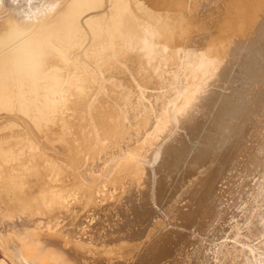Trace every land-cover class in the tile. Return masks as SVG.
<instances>
[{"label": "rangeland", "instance_id": "374dc122", "mask_svg": "<svg viewBox=\"0 0 264 264\" xmlns=\"http://www.w3.org/2000/svg\"><path fill=\"white\" fill-rule=\"evenodd\" d=\"M34 1L8 0L6 2L4 0H0V6L3 5L0 7V14H1L0 15V68H3V69L9 68V66L2 64L4 57L22 45L31 44L33 41V38L37 34L41 32L43 33L45 31V27L49 25L51 22H53L54 19L57 17V15L61 13L67 7V5H69L73 0H66L65 4L58 12L55 13L54 11L55 14H52L53 13L52 12L49 15H47V17H45L44 19L38 21L39 23L37 22L36 25L23 29L21 28L23 24H27V25L35 24V22L33 21L35 19L33 15H35V13L38 11L37 7L42 6L39 4H43L42 3L43 0H38L37 2H34ZM144 1L146 0H143L142 4L146 6V9H145V6L142 5V8L144 10V11L142 10V12L144 13V14L142 13V15L144 16L154 15L153 17H156V15H158L156 17L157 20L154 19V25L156 29L155 35L156 37L158 36V38L161 37L160 39H158V42L154 46L155 48H153V54H152L153 58L151 57L152 59H150L151 62L149 65H145L146 60L142 59L141 53H140L141 50L139 51L137 50V53L135 55L129 56L130 60L127 64L126 63H124V65L122 64L121 68L119 69L117 73L111 74L109 76L103 75L104 79L101 78L100 76L99 79H102L104 81L106 80L104 83L102 82V80L100 81L97 78L100 81V83L98 82V80H96L97 83L93 82V85L91 84L92 86L89 85L88 93L90 94L86 96L82 95L81 96L82 98H80L79 95L77 97L76 96L77 94L74 92L72 87H70L69 93L64 91L66 95L63 98H59L58 96L57 99L52 98L51 100V96H50L51 91L48 88L46 89L45 87H43V84H41L40 85L41 88L43 87V89L48 95L46 99H44V101L41 102L42 105L46 106V108H44L45 112L44 111H41V112L33 111L27 114H23V113H16L17 111L14 109L12 110L16 112H13L10 110L9 112L7 110L0 108V112L3 110L1 112V114L4 115L3 117L7 116L6 118L3 119L2 115L0 114L1 116L0 122H2L0 123V145H1L0 146V153H1L0 156H5V159H2L3 157H0L1 158L0 161H2V163H0V172L2 171L1 168L6 166L7 165L6 163L10 162L12 157H14L12 159L14 160L18 156V154L21 155L22 153H25L27 151H32V150L38 152L39 154L42 152L40 155H41V160L43 161L42 162L43 165H37L35 168H32L26 173H24L25 175L23 174V176H28L30 180H33L32 187H29V186L27 187L31 188L30 189L31 192L36 189L37 190V191L35 190L36 193L38 192L39 189H42L39 191L40 194L43 193V191H45L44 189L45 187H47V185L49 187L51 186V188L52 186L54 187L56 185L57 186L56 189L59 187L60 189H63L62 196L60 199L61 202H58L59 201L58 200V201H53V203L52 202L49 203L50 206L51 205L53 206L56 202L60 204L59 205L58 203H56L55 205L56 206L58 205V206L57 208H54L55 205L53 207L48 206V202L45 201L47 199L43 200V199L35 197L36 193L33 192L32 194L30 191L28 192L29 189L23 190L22 187L24 186H21V187L18 186L20 187V190L19 188H17L19 191L15 188L16 190H14V193L16 192L15 193L16 195H20L22 192L24 193L25 191V194L28 192L27 194L30 195V197L27 196V194L26 196L22 194L25 197L20 195L22 196V198L21 197L18 198V196L13 194V191L8 192L10 195L7 193L9 195L7 196V194L5 193L7 191L4 192V190L0 188V192L2 191L1 192L2 194H0V264H86V263L92 264L94 262L96 263V261H97L96 264H102L103 262L108 263V261H109L108 264H110V262L111 264H113L115 261L116 262L114 264H117L118 262H120L118 261V259L121 260V262L118 264H227L226 261H228L229 264L230 263L231 264H264V196H262V194H264V33H263L264 32L263 31L264 30L263 29L264 28V0H247V1L246 0H230V1L229 0L227 1L225 0H188V1L187 0H177L176 1L175 0L176 1V2L174 1L175 4H172L173 0H170L171 2L169 0L167 1L164 0V3H166L167 5L170 3L172 4V6L169 5L171 8L174 7L171 9L172 12L169 11L170 10L169 6H167L168 8L167 7L162 8L158 6L155 10L154 8L152 10V8H149L150 4L147 1L144 3ZM159 1L163 3V0L162 1L159 0ZM229 3L231 5H229ZM226 5H229V6H226ZM3 7H4V11L6 9L10 10V8L13 7L15 11L18 13V15L20 14L19 15L20 17H17L16 19L9 18L8 14L2 10ZM220 7L223 10L221 9L219 10ZM225 7H226L227 12L226 10H224ZM227 7H229L230 9L229 8L227 9ZM161 8L163 10H161ZM165 10H167V13L169 12L168 14L170 15H167V13L164 12ZM148 11H149V14H148ZM223 11L225 13H223ZM218 14L220 15L223 14V15L220 17V15ZM166 16L168 17L169 20H166L167 18L165 19ZM214 21H218L219 23L214 22ZM162 23L163 25H160ZM164 25H166L164 28L168 27L165 30L162 27ZM228 27L231 29H229ZM161 28L164 31H162ZM213 28H217V30H215V33H212V31H214ZM158 32L161 34H159ZM15 33H21V34L15 39L10 38L11 37L10 35L15 34ZM224 33L227 34L226 39H225ZM213 34L214 36L212 37ZM220 34H222V36ZM210 37H212L213 39ZM255 37H257V39ZM9 38H10V41H9ZM220 39L223 40V43ZM258 39L260 41H258ZM255 42L256 44H254ZM230 44L232 46H230ZM254 46L255 48H253ZM205 47H206V50H205ZM250 47H252V49ZM138 48L144 49L146 48V45H140V47L138 46ZM173 48L175 49L177 48L178 51L173 50ZM84 51H85L84 47H81L75 50L74 52H72V56L76 59L77 64L82 67L84 65L83 69L81 68L80 71L84 72V74L88 72L92 73L93 71H94L93 73H96V72L98 73V71L96 70L98 69L100 70L101 69L100 66H99L100 68L98 66L97 68L95 67V64L92 65L93 64L92 61L85 59V58L82 59L80 57L84 53ZM203 55L204 57H202ZM206 56L208 57L206 58ZM134 58H135V61L133 60ZM199 61L201 62L199 63ZM196 63H198L199 65ZM89 65L91 66L90 68H89ZM237 65L240 67H237ZM71 66H73L72 60L65 59L64 61L61 62V64L58 67L56 68L52 67L51 71L56 76H59L63 81H65L69 77L68 72L70 71ZM132 66L133 68L131 69ZM199 66H202L203 69L205 70H203L201 67V69L199 68L201 71L200 72L198 69ZM237 68H238L237 71H233L234 69H237ZM161 69H163V72H162L163 74L161 73L162 71ZM133 70H137V71L139 70L138 72L139 77L138 76L137 77L139 78L140 81L138 80L137 77L133 78L132 81L130 80V82L126 80V75H128ZM195 71L198 72L199 74L198 73L196 74ZM52 72H47L43 74L41 76L42 80L51 76L53 74ZM126 72L127 73L129 72V73L127 74ZM191 72H194V73L192 74ZM189 73L191 74L189 75ZM150 74H153V75H150ZM227 74L230 77H227V80L225 82V77L228 76ZM163 75L165 76L163 77ZM187 76H190V78L188 79ZM153 77H155L156 80H154ZM191 77L194 78L195 80L194 79L191 80ZM105 78H111V79H108V82H107V79ZM133 80L138 85L134 83ZM154 81L156 82L154 83ZM189 81H191L192 83ZM128 82L130 85L128 84ZM186 82L187 84H184ZM248 83L250 84V86ZM94 84H96L97 90L100 89L99 91L101 95H99V92L96 90V86ZM99 84L102 89L100 88V86H98ZM110 84L112 86H110ZM119 85H122L123 87L122 86L120 87L123 89H119L120 88ZM184 85L187 86V88H185ZM223 85L225 89L221 87ZM108 86L111 88H107ZM124 87H126L127 89H124ZM188 87L190 88L188 89ZM191 87H194L195 89ZM105 88L107 91L109 90L110 91L107 92ZM149 88L152 90H150ZM158 88H161V89H158ZM61 89L62 88H60V90ZM90 89L92 90L89 91ZM188 90L191 93H189ZM261 90L263 94L260 93ZM155 91L158 93L154 94ZM220 91L222 92V94ZM92 92H94L95 95H93ZM95 92H97L98 95ZM182 92L184 94H182ZM192 92H193V96H192ZM70 93H73L74 95ZM139 93L142 96H145V95L146 97L148 96L147 98L144 97L145 98L144 101L146 102L143 101L142 96ZM67 94L69 95L67 96ZM213 94H216V96ZM71 95L76 97V99H73V101L77 100L79 102L76 103L77 102L76 101L74 102L75 104H73L71 99L75 97ZM179 95L181 97H179ZM212 95L214 96V98H212L213 97ZM98 96L99 97L101 96L102 99H98L99 98ZM239 96L240 97L242 96L245 99L239 98ZM65 97L66 98L69 97L71 99L67 98L68 99L67 100L65 99ZM188 97H191V98H188ZM210 98L212 101L210 100ZM95 99L98 101H96ZM152 99H155V101H153ZM184 99H187V100L184 101ZM89 100L90 101L92 100L93 102L91 101L92 102L91 103ZM62 101L66 102L65 104L69 105L70 107L66 106V109L64 108V112L63 110H61L63 115L65 113V117L63 115H60L59 116L60 118L58 119L57 118L58 116H56L55 118L54 115H58L60 111H57V109L53 108L52 106L56 107L57 104H59L58 102H62ZM67 101L69 103L71 102V104H68ZM88 101L91 103V105L90 103L89 105L86 104L88 103ZM121 101L127 104L125 103L122 104L123 102ZM138 102L139 103L141 102L143 106H144V103H146V105L144 106L145 109L142 105L140 106ZM147 102H149V104L152 106V107L149 106L151 110L148 109L149 104ZM135 103H138V105H136ZM179 103H182V105ZM175 104L180 105L181 107L176 106ZM73 105L75 106V108ZM80 105L82 106V108H80ZM76 106L79 108H77ZM83 106L84 107L88 106L89 109L87 107L83 108ZM89 106H91V109ZM136 106H138L137 108L139 109L143 107L144 110L136 111L138 110ZM146 106L148 110L146 109ZM131 108L133 111L130 110ZM177 108H180V109L175 110ZM75 109L76 110L80 109V111H74ZM170 110L172 112H170ZM71 111L73 112L71 113ZM131 111L132 113L136 112V114L132 115V119H134L133 117L136 116L135 120L139 122L138 124L139 126L134 123L136 122L135 120L130 119L131 122L128 120L131 117L129 116ZM173 111H175V113ZM42 112L46 113L45 116L47 115V118L42 117V114H43ZM92 112H93V115H92ZM126 112L129 117L126 115ZM198 112L202 114V117ZM221 113H223V115ZM40 114H41L40 117H42L41 119L39 117ZM71 114H74V115L71 116ZM138 114L140 117L137 116ZM19 115H21V117ZM50 115H52L53 118H51ZM78 115H79V118H76L78 117ZM169 115H172V116L174 115V116L173 117L170 116L169 118ZM62 116H63V119H62ZM66 116L69 119H67ZM38 118L40 119L39 120L40 122L42 121L43 122L40 123L38 121L36 123ZM65 118L69 121V123ZM74 118L77 120L74 121L75 120ZM110 118L111 119L113 118L114 120L113 119L111 120ZM136 118H138V120ZM167 118L170 120H168ZM43 119H45V121L49 120L48 121L49 124L48 122L47 123L44 122ZM52 119H56V121H53ZM71 119H74V120H71ZM33 120H36V121L34 122ZM118 120L119 121L121 120L120 122H122L123 120V123H121L123 125L122 126L123 128L119 126L120 122ZM171 120H175L176 122L171 121ZM50 121L52 123L51 125L52 127L50 126L51 124ZM57 121H59V124H57L58 123ZM140 121L142 123H140ZM54 122L55 124H53ZM65 122L67 124L63 126V128L62 126L61 127L59 126V125L65 124ZM132 122H133V125L131 124ZM172 122H175V123L172 124ZM219 122L220 123L222 122V123L220 124ZM235 122L237 125L235 124ZM33 123L34 125H36L35 127L31 126V124L33 125ZM124 123H125V126H124ZM223 123L225 125H223ZM24 124H25V127H24ZM40 124L41 125L45 124L46 128L44 129L45 125L41 126ZM47 124L50 126V128L49 126L47 127ZM92 125L97 126V127H93ZM116 125L119 126L121 129L119 127H115ZM168 125L169 126L171 125V126L169 127ZM40 126L43 127V129L45 130L44 131L45 134L42 132L43 129H41ZM133 126L136 127L137 129V130L135 129L136 131L133 129L134 128ZM164 126H166V128L168 127L169 128L166 129L164 128ZM28 127L29 129L31 128L32 131L38 128L37 130L39 131L40 134L37 133L38 132L37 130H36L37 132L34 130L36 132V134L35 132L34 134L36 136L37 134L40 136L35 137L34 135L33 137V132L31 131L32 134L29 133L31 129L30 130L28 129L29 132L27 131ZM53 127L55 128L53 129ZM108 128L112 130L109 131ZM189 128L191 129V131H189ZM46 129L49 131H47ZM60 129H62L61 132H59ZM114 129L115 131L118 130L117 136H116L117 132L113 134V132H115ZM3 130H5L6 132ZM105 130L108 131L109 133L106 132ZM119 130L121 131V133ZM129 130L132 132L131 134H129L130 132ZM164 130H166L167 132ZM111 131H113L112 134H111ZM161 131H163L164 134L161 133ZM46 132H49L48 136L46 135ZM103 132H105L104 135H103ZM28 133L31 135H29ZM41 133H43L44 135ZM122 133L124 134L123 136H122ZM133 133L136 135H134ZM158 133H160V136ZM25 134L29 136L28 137L23 136ZM119 134H120V138L118 139ZM126 134L127 135L129 134L128 137ZM18 135H20L21 137ZM130 135L132 138L129 137ZM12 136L13 137L15 136L17 138L14 137L13 139ZM31 136L33 139L31 138ZM45 136H46V139L52 138L53 140L52 139L46 140ZM8 137L10 138V141ZM109 137H111L112 139ZM124 137H126L127 139L125 140L122 139ZM18 138H20L21 142L25 143L26 145L21 144V143L20 145L17 141ZM24 138H27L26 141L28 142V145ZM66 138L69 139L70 141L67 140ZM94 138H96V140H94ZM117 139L119 140L120 143L118 142ZM160 139L162 140V143L160 142L161 141ZM163 139H165L166 142ZM167 139H169V141ZM180 139H183V140H180ZM88 140L90 141L93 140L94 142L90 143L89 141V145L85 147V145L87 144L85 142H88ZM112 140L114 141V143L112 142ZM186 140H188L189 142ZM12 141H15L11 143L13 144L12 145L13 148L12 146H10L11 145L10 142ZM179 141H181L182 144ZM167 142L170 143L168 144L169 146L167 145ZM191 142H193L194 144ZM14 143L16 144V146ZM108 143H110L111 146ZM125 143H129V144H125ZM163 143H165L166 145L165 144L163 145ZM113 144L115 145V147ZM7 145L8 147H6ZM17 145L21 147L20 148L18 147L19 149H16ZM61 145L64 149L61 147ZM159 145L161 146V148ZM14 146L16 147L15 150L18 153L17 152L15 153V151H12L14 149ZM119 146L120 148H118ZM166 146L168 147L165 148ZM45 147H48V148L45 149ZM173 147L175 148L173 149ZM6 148H8L7 149L8 152H6L5 150ZM38 148L41 150L38 151L39 150ZM107 148L108 150L106 151ZM113 148L115 149V151ZM1 149H3L4 151ZM140 149L142 150L140 151ZM144 149L145 151L143 155H145L146 158H149V160L150 158L153 159L152 161H150L153 166L150 165V163L148 164V161H147L148 159H145V156L141 154ZM165 149H167V151L170 150L168 151V154L165 153L167 152ZM186 149H189L188 151L190 152L188 153ZM80 150L82 152L79 154ZM137 150H138V153H137ZM161 150H163L164 152L163 151L160 152ZM49 151L51 152V154H48L50 153ZM103 152L104 153L106 152L105 155ZM7 153L11 154V155L8 154L10 157L7 155ZM147 153H149V155ZM14 154H17V155L13 156ZM169 154L170 156H168ZM104 156L106 157V159H104L105 158ZM107 156L111 157L112 159L110 158V160L112 161H110L109 157ZM138 156H140V158H138ZM152 156L154 157L152 158ZM126 158L128 160H126ZM154 158H156V160ZM102 159H104L105 161L107 159L108 160L105 163V161ZM163 159L165 160L164 162H162ZM133 160L136 161L137 163L135 164ZM108 161L110 164L108 163ZM129 161L131 162L133 161V164H132L133 166L130 164ZM103 163L105 164L103 165V167L104 168L107 167V169L105 168V170H103V167H102ZM96 165H98V167ZM130 165L132 167H130ZM135 165L137 166L139 165V166L136 168ZM158 165H160V167ZM93 166H96V167L94 168ZM118 166H120L119 172L118 170H116L118 169ZM124 167H127V168L125 169ZM133 167L135 169H133ZM87 169L89 170V172L87 171ZM108 169L109 171L110 170L111 171L109 172ZM123 169L125 170L126 173L123 172ZM131 169L133 170L131 171ZM141 169H142V174H139L141 173ZM148 169H150L149 170L151 172L150 175H148L149 173L147 171ZM126 170H128V172ZM135 170L136 171L138 170L137 175L135 174L136 173ZM144 170L146 172H144ZM95 171L96 173L94 175ZM33 172H36L37 175H34ZM111 172H113V174L109 176H111L114 179H111V177L108 176V174H110ZM131 172H133L132 175H131ZM200 172L202 173L200 174ZM117 173H120V174L118 175ZM30 174L31 176L33 174V176L31 177ZM126 174H128L129 181H127L126 179L127 178ZM134 174H135V177L134 178L132 177V179H130L131 176H134ZM117 175L119 176V178ZM158 175L159 177H156ZM34 176H37V177L39 176L43 178H41L42 179L41 180L40 178L37 179V177H34ZM63 176H65L66 178L60 179V178H64ZM85 176L87 177V179L85 178ZM99 176H100V179H98ZM149 176L150 178L151 177L152 178L150 179ZM35 178L38 180V181L36 180V182L38 183L39 186L36 185L37 184L36 182H34ZM121 178L124 180H121ZM154 178H156V180ZM3 179H4L3 176H0V186L6 183ZM66 179H68L69 181ZM88 179L89 181H87ZM105 179L107 180V182ZM153 179L155 182L153 181ZM171 179H173L172 180L173 183ZM187 179H190V180H187ZM70 180H73V181L76 180L77 182H74L76 183V185L73 184L72 186H69ZM109 180H114V181L117 180V181L114 183L113 181L111 182ZM97 181H99V183ZM124 181L126 182L124 183ZM150 181L152 182V185L150 184ZM158 181L160 182V184L158 183ZM170 182L172 183L174 187L171 185ZM178 182L181 184H179ZM105 183L108 185H106ZM121 183L123 185H121ZM42 184L44 185L42 186ZM149 184H150V187L148 186ZM164 184L168 185L169 188L165 186ZM36 186L39 187V189ZM76 186L79 188H77ZM102 186L103 187L105 186L106 189L100 188ZM176 186H178V188L182 187L183 189L182 188L181 189L183 191H181V189L179 188L181 191V193H179L180 191L177 189ZM255 188L256 189L258 188L256 192L260 194L254 193ZM94 189L95 190L99 189V190L95 192ZM101 189H103L104 191ZM129 190H132V192L133 190H136V191L132 193ZM138 190L139 191L145 190L147 191V193L145 191L144 193L142 192L140 193ZM152 190H153V193H152ZM165 190L168 191L167 194ZM81 193L87 196L84 195L83 197H81L82 196ZM139 193L142 194V196L138 195ZM128 194L130 195V197H131V194L134 195V196L132 195L130 201H129L130 197ZM69 195L71 197L67 199ZM88 195L89 196L91 195V196L89 197ZM123 195L124 197L127 195L125 197L127 201L124 199ZM65 196H67V198ZM176 196L178 197L180 196L181 198L179 197V199L177 200ZM26 197H28V199L31 200L32 202H29V200L27 199V204L23 203V205H21L22 204L21 201L23 200V198H26ZM133 197L134 199H132ZM120 198L124 199L125 201L122 200L121 202ZM137 198L139 199L143 198V200L138 199V202L136 201L135 204H133L134 200H137ZM35 199L37 200L40 199L41 201L43 200L42 201L43 203L39 200H38V204H37V201L34 203ZM14 200H18L19 202L14 201ZM106 200H108V203L106 202ZM146 200H148V203ZM153 200H156V201H153ZM5 201H8V202H5ZM63 201H66L65 203L68 206H65L66 204ZM152 201H153V204H151ZM165 201H167L168 203H166ZM44 203L47 206L44 205ZM115 203L118 204L119 206L116 205ZM112 204H113V207H112ZM19 205H21L22 207ZM70 205H73V206H70ZM103 205L107 207L106 210H105L106 207ZM145 205L147 206L149 205V206L147 207ZM29 206L30 208H28ZM40 206H42L43 208ZM23 207H24V210H23ZM45 207H46V210L43 211ZM49 207L52 208V211L51 209H49L52 213L48 211ZM39 208H41L42 210ZM58 208H60V210ZM98 208H101L99 209L100 211L98 210ZM131 208L133 210H131ZM156 208L158 211L156 210ZM3 209L4 211L2 213ZM9 209L10 211H8ZM13 209H15V211L16 209L18 210L15 212ZM62 209L65 210L63 211V213H62ZM138 209H141V210L136 212L135 210H138ZM21 210H22V213H21ZM45 211L50 212L49 213L50 218H49V215H48V218H46L45 216L46 219H42L41 221L34 218L33 215H35L36 213L40 212V214H42V213H46ZM10 212H12L13 215ZM54 212L61 213L60 215L61 223H64V225L67 223L66 224L67 226L72 224V226H69L68 228L66 227V225L64 226V228L62 224H61L62 226L60 225L61 227L59 228H62L64 231H66V233L62 229H59V228L54 229L53 226L51 225L56 220L52 218V214ZM99 212L102 217L99 216ZM140 213H143L145 215L142 219L138 218V214ZM119 214H122V215H119ZM158 214H159V218H157ZM129 215L133 217L131 218V216ZM94 216H96V218ZM155 216L159 220H157ZM103 217H104V220L102 219ZM106 217L107 218L109 217V218L107 219ZM128 217L130 218V220H128L129 219ZM131 219H133L136 223L132 221ZM243 221H247L248 223L246 224ZM131 222L132 224L133 223L134 224L132 225ZM43 223H46V224H43ZM91 223H92V226H91ZM136 230L138 231V233L136 232ZM62 231L66 235L61 234ZM83 231L84 232L87 231V234H84V233L82 234ZM71 232H72V235L70 234ZM133 232H135L136 234L134 233L133 235ZM80 233H81V236L78 237ZM128 233L129 234L132 233V236L129 235ZM67 234L70 236L68 237ZM76 234H77V237L75 236ZM136 235H137V238L139 237L138 238L139 240L135 238ZM136 241L138 243H136ZM133 242L135 245H133ZM131 245H132V248L134 247L133 248L134 250H132ZM7 247L9 251L7 250ZM127 247H128V250L126 251ZM227 248L231 250L228 251ZM130 249L132 252H130ZM123 250L126 252L127 255H125V252ZM134 251L135 252L138 251L139 253H135ZM79 254L81 255V258L79 257L80 256ZM83 255H85V257ZM83 257L84 259L85 258L87 259L88 257V260L92 259L94 261L91 262L90 260L89 262H87L88 261L87 260L86 262H84L86 260L85 259L84 261L80 262L81 259L83 260ZM224 258H226L227 260ZM78 260L80 263L78 262ZM223 261L225 262L223 263Z\"/></svg>", "mask_w": 264, "mask_h": 264}, {"label": "bare ground", "instance_id": "6f19581e", "mask_svg": "<svg viewBox=\"0 0 264 264\" xmlns=\"http://www.w3.org/2000/svg\"><path fill=\"white\" fill-rule=\"evenodd\" d=\"M4 1H8V0H4ZM14 1V0H13ZM17 1V0H16ZM31 1H34V0H31ZM38 0H36V1H34V2H37ZM65 1L66 0H43V4H39V5H42V6H38V4H37V9H38V11L35 13V15H33L34 16V22H35V24H29V25H27V24H23L22 26H21V28H23V29H26V28H29V27H31V26H33V25H36V23L38 22V21H40V20H42V19H44L45 17H47V15H49L50 13H52V14H55L56 12H58L62 7H63V5L65 4ZM142 1L143 0H73L69 5H67V7L61 12V13H59L58 15H57V17L54 19V21L53 22H51L49 25H47L46 27H45V31L42 33H39V34H37L34 38H33V41H32V43L31 44H28V45H22V46H20V47H18L17 49H15L14 51H12V52H10V54H7L5 57H4V60H3V63L2 64H4V65H6V66H9V68H5V69H3V68H0V108H2V109H4V110H7V111H13V112H16V113H23V114H27V113H30V112H33V111H38V112H41V111H44V108H46V106L45 105H42L41 104V102H43L44 101V99H46V97L48 96L47 95V93L45 92V90L43 89V87H45L46 89L48 88L50 91H51V93H50V96H51V100H52V98H56L57 99V97L59 96V98H63L65 95H66V93H64V91L65 92H67V93H69V88L70 87H72V89L74 90V92L77 94L76 96L78 97V95H79V97L80 98H82L81 96L82 95H84V96H86V95H89L90 93H88V86L89 85H93V82H95V83H97L96 82V80H98L99 79V77L101 76V78H103V75L105 76H109V75H111V74H114V73H117L118 71H119V69L121 68V66H122V64L124 65V63H128L129 62V56H131V55H135L136 53H137V50L139 51V50H141V57H142V59H145L146 60V62H145V65H149L150 64V59H152L153 57H152V54H153V48H155L154 46L156 45V43L158 42V39H160L161 37H159L158 38V36L156 37V29H155V25H154V19H156V17L158 16V15H156V17H153V16H151V15H148V16H144V15H142V10H143V8H142V5L143 6H145L144 4H142ZM149 4H150V7L149 8H152V10H153V8H154V10L158 7V6H160V7H162V8H164V7H167V6H169V5H171L172 6V4H175V2L177 1H175V0H173L172 1V4L170 3V4H166V3H164V0H163V3H161L159 0H146ZM146 1H144V3L146 2ZM162 1V0H161ZM167 1V0H166ZM175 1V2H174ZM188 1V0H187ZM225 1H227V0H225ZM224 1V2H225ZM230 1V0H229ZM247 1V0H246ZM174 2V3H173ZM183 2V1H182ZM249 2V1H248ZM15 3V2H14ZM24 3V2H23ZM26 3V2H25ZM238 3V2H237ZM4 4V3H3ZM227 4V3H226ZM239 4V3H238ZM6 5H7V3H6ZM183 5V4H182ZM229 5H231L230 3H229ZM229 5H226V6H229ZM234 5V4H233ZM1 6H3V5H1ZM0 6V7H1ZM187 6H188V4H187ZM14 7V6H13ZM10 8V10L9 9H6L5 11H4V7H3V11L4 12H6L7 14H8V16H9V18H17V17H20L19 15H18V13L15 11V7L14 8ZM17 7V6H16ZM147 7V8H148ZM201 7V6H200ZM148 8V9H149ZM161 8V10H163ZM168 8V7H167ZM166 8V9H167ZM169 8H170V10L169 11H171V9L172 8H174V7H170L169 6ZM229 7H227V9H228ZM145 9H146V6H145ZM147 9V10H148ZM221 9V7L219 8V10ZM230 9V8H229ZM244 9V8H243ZM159 10H160V8H159ZM168 10V9H167ZM167 10H165L164 12H166L167 13ZM174 10V9H173ZM221 10H223V9H221ZM224 10H226V7H225V9ZM234 10V9H233ZM232 10V11H233ZM27 11V10H26ZM35 11V10H34ZM54 11H55V13H54ZM144 11V10H143ZM146 11V10H145ZM175 11V10H174ZM187 11V10H186ZM236 11V10H235ZM152 12V11H151ZM172 12V11H171ZM222 12V11H221ZM226 12H227V10H226ZM239 12V11H238ZM242 12H243V10H242ZM146 13V12H145ZM158 13V12H157ZM165 13V14H166ZM169 13V12H168ZM167 13V15H170V14H168ZM216 13H218V12H216ZM220 13V12H219ZM223 13H225L224 11H223ZM144 14V13H143ZM147 14V13H146ZM148 14H149V11H148ZM151 14V13H150ZM154 14V13H153ZM163 14V13H162ZM221 14V13H220ZM220 14H218V15H220ZM232 14H234V13H232ZM1 15V14H0ZM3 15V14H2ZM23 15V14H22ZM217 15V16H218ZM223 15V14H222ZM222 15H220V17L222 16ZM238 15V14H237ZM165 16V15H164ZM163 16V17H164ZM216 16V17H217ZM233 16V15H232ZM236 16V15H235ZM161 17V16H160ZM159 17V18H160ZM162 17V18H163ZM219 17V16H218ZM217 17V18H218ZM219 17V18H220ZM231 17V16H230ZM237 17V16H236ZM30 18V17H29ZM28 18V19H29ZM32 18V17H31ZM167 18V19H166ZM238 18V17H237ZM165 19L166 20H169L168 19V17L166 16L165 17ZM171 19V18H170ZM221 19V18H220ZM232 19V18H231ZM230 19V20H231ZM244 19V18H243ZM157 20V19H156ZM156 20H155V22H156ZM205 20V19H204ZM207 20V19H206ZM219 20V19H218ZM234 20H235V18H234ZM159 21V20H158ZM162 21V20H161ZM165 22V21H164ZM168 22V21H167ZM214 22H218V21H214ZM225 22V21H224ZM232 22V21H231ZM235 22V21H234ZM39 23V22H38ZM212 23H213V21H212ZM219 23V22H218ZM230 23V22H229ZM257 23V22H256ZM166 24V23H165ZM192 24V23H191ZM160 25H163V23L162 24H160ZM159 25V26H160ZM167 25V24H166ZM166 25H164V26H162L163 27V29L165 30V29H167L168 27H166V28H164ZM217 26V25H216ZM157 27V26H156ZM230 27V26H229ZM228 27V28H229ZM225 28V27H224ZM159 29V28H158ZM162 28H161V30L162 31H164ZM214 29V31H212V33H215V30H217V28H213ZM226 29V28H225ZM225 29H224V31H225ZM229 29H231V28H229ZM229 29H228V31H229ZM234 29H235V27H234ZM264 29V28H263ZM171 30V29H170ZM244 30V29H243ZM168 31H169V29H168ZM231 31H233V30H231ZM245 31V30H244ZM264 31V30H263ZM166 32V31H165ZM172 32V31H171ZM159 33V32H158ZM164 33V32H163ZM264 33V32H263ZM21 33H15V34H11L10 36V38H13V39H15V38H17L19 35H20ZM159 34H161V33H159ZM165 34V33H164ZM225 34V33H224ZM229 34V33H228ZM243 34V33H242ZM221 36H222V34H220ZM227 34H225V39L227 38V36H226ZM263 35V34H262ZM261 35V36H262ZM214 36V34L212 35V37ZM229 36V35H228ZM260 36V35H259ZM212 37H210V38H212ZM239 37V36H238ZM10 38H9V41H10ZM256 39H257V37H255ZM260 38V37H259ZM209 39V38H208ZM213 39V38H212ZM12 40V39H11ZM221 40V39H220ZM241 40V39H240ZM213 41V40H212ZM222 41V43H223V40H221ZM229 41V40H228ZM258 41H260L259 39H258ZM185 42V41H184ZM252 42H253V40H252ZM209 43V42H208ZM219 43H220V41H219ZM229 44V43H228ZM254 44H256V42L254 43ZM254 44H252V45H254ZM2 45V44H1ZM140 45H146V48H144V49H139L138 48V46L140 47ZM212 45V44H211ZM227 45V44H226ZM225 45V46H226ZM232 45H233V43H232ZM231 44H230V46H232ZM251 45V44H250ZM182 46V45H181ZM208 46V45H207ZM81 47H84V53L80 56L82 59H88V60H90V61H92V65H94L95 64V67H101V69L99 70H96V71H98V73L96 74V73H86V74H84V72H82V71H80V69L82 68L83 69V67H84V65H83V67L82 66H80V65H78L77 64V61H76V59L72 56V52H74L75 50H77L78 48H81ZM218 47V46H217ZM216 47V48H217ZM138 48V49H137ZM213 48V47H212ZM219 48V47H218ZM239 48V47H238ZM251 49H252V47H250ZM253 48H255V46L253 47ZM221 49V48H220ZM223 49H224V47H223ZM173 50H177V48L175 49V48H173ZM205 50H206V47H205ZM208 50V49H207ZM222 50V49H221ZM178 51V50H177ZM224 51V50H223ZM248 51H249V49H248ZM180 52H182V51H180ZM209 52V51H208ZM215 53H217V52H215ZM205 54H206V52H205ZM204 54V55H205ZM241 54V53H240ZM245 54V53H244ZM243 54V55H244ZM204 55L202 56V57H204ZM165 56V55H164ZM79 57V58H80ZM137 57V56H136ZM152 57V58H151ZM170 57H171V55H170ZM208 56H206V58H207ZM241 57V56H240ZM244 57V56H243ZM140 58V57H139ZM65 59H68V60H72V63H73V66H71V68H70V71L68 72V79L67 80H65V81H63L59 76H56L52 71H51V68L52 67H54V68H56V67H58L60 64H61V62L62 61H64ZM204 59V58H203ZM212 59V58H211ZM134 61H135V58L133 59ZM201 60V59H200ZM206 60V59H205ZM242 60V59H241ZM2 61V60H1ZM90 61H89V63H90ZM142 61V60H141ZM167 61V60H166ZM204 61V60H203ZM202 61V62H203ZM207 61V60H206ZM208 61H209V59H208ZM214 61V60H213ZM195 62V61H194ZM201 61H199V63H200ZM241 62V61H240ZM209 63V62H208ZM211 63H212V61H211ZM133 64H134V62H133ZM196 64H198V63H196ZM204 64V63H203ZM132 65V64H131ZM194 65V64H193ZM199 65V64H198ZM209 65V64H208ZM210 65H212V64H210ZM220 65H221V63H220ZM241 65V64H240ZM126 66H128V65H126ZM134 66H135V64H134ZM168 66V65H167ZM86 67V66H85ZM91 66L89 65V68H90ZM95 67H94V69H95ZM97 67V68H98ZM99 67V68H100ZM163 67V66H162ZM162 67H160V68H162ZM171 67V66H170ZM201 67L202 66H199L198 67V69L200 68L201 69ZM204 67H205V65H204ZM237 67H240V66H238L237 65ZM126 68V67H125ZM133 68V66L131 67V69ZM145 68H146V66H145ZM166 68V67H165ZM196 68V67H195ZM210 68V67H209ZM85 69V68H84ZM123 69V68H122ZM130 69V70H131ZM136 69V68H135ZM164 69V68H163ZM163 69H161L162 71H161V73L163 72ZM200 69H199V71H200ZM202 69H203V67H202ZM91 70V69H90ZM89 70V71H90ZM141 70V69H140ZM143 70H145V69H143ZM203 70H205V69H203ZM212 70V69H211ZM238 70V68L237 69H234L233 71H237ZM128 71V70H127ZM198 71V70H197ZM213 71V70H212ZM47 72H52L50 75L51 76H49L48 78H46V79H44V80H42V78H41V76L43 75V74H45V73H47ZM123 72V71H122ZM121 72V73H122ZM138 72H139V70L137 71V70H133L132 72H126L128 75H126V80L127 81H129L130 82V80L132 81V79L133 78H135V77H139V74H138ZM145 72V71H144ZM168 72V71H167ZM196 72V71H195ZM201 72V71H200ZM164 73H165V71H164ZM192 74L194 73V72H191ZM191 73H189V75L191 74ZM198 72H196V74H197ZM213 73V72H212ZM231 73V72H230ZM233 73V72H232ZM146 74V73H145ZM148 74V73H147ZM163 74V73H162ZM199 74V73H198ZM209 74V73H208ZM214 74V73H213ZM124 75V74H123ZM141 75H142V73H141ZM150 75H153V74H150ZM212 75V74H211ZM228 75V74H227ZM154 76H156V75H154ZM158 76V75H157ZM165 75H163V77H164ZM196 76V75H195ZM232 76H233V74H232ZM122 77V76H121ZM125 77V76H124ZM137 77V78H138ZM188 77V79L190 78V76H187ZM204 77V76H203ZM227 77H230L229 75L228 76H226L225 77V82H226V80H227ZM98 78V79H97ZM154 78V80H156L155 79V77H153ZM206 78V77H205ZM104 79V78H103ZM105 79H107V82H108V79H111V78H105ZM123 79V78H122ZM163 79H165V78H163ZM194 78H192L191 77V80H193ZM100 81L102 80V79H99ZM98 80V82L100 83V81ZM119 80H120V78H119ZM124 80V79H123ZM125 80V81H126ZM138 80H139V78H138ZM160 80V79H159ZM162 80V79H161ZM186 80V79H185ZM184 80V81H185ZM195 80V79H194ZM229 80V79H228ZM106 81V80H105ZM104 80H102V82L104 83L105 82ZM137 81V80H136ZM140 81V80H139ZM188 81V80H187ZM201 81V80H200ZM204 81V80H203ZM208 81V80H207ZM111 82V81H110ZM129 82H128V84H129ZM133 82H134V80H133ZM149 82V81H148ZM151 82H153V81H151ZM156 81H154V83H155ZM163 82V81H162ZM165 82V81H164ZM189 82H191V81H189ZM227 82H229V81H227ZM134 83H136V82H134ZM154 83H152V84H154ZM158 83V82H157ZM156 83V84H157ZM192 83V82H191ZM41 84H43V87L41 88ZM109 84V83H108ZM107 84V85H108ZM113 84V83H112ZM137 84V83H136ZM148 84V83H147ZM151 84V83H150ZM159 84V83H158ZM163 84V83H162ZM184 84H187V82L186 83H184ZM249 84V83H248ZM91 85V86H92ZM95 86H96V84H94ZM130 85V84H129ZM138 85V84H137ZM136 85V86H137ZM149 85V84H148ZM191 85V84H190ZM94 86V87H95ZM98 86H100V84L98 85ZM110 86H112L111 84H110ZM120 86H122V85H119V87ZM135 86V87H136ZM147 86V85H146ZM185 86V85H184ZM192 86H193V84H192ZM247 86V85H246ZM249 86H250V84H249ZM251 86H253V85H251ZM105 87H106V85H105ZM123 87V86H122ZM151 87V86H150ZM153 87V86H152ZM160 87H162V86H160ZM222 88H224V85L223 86H221ZM257 87H258V85H257ZM60 88H62L61 90H60ZM75 88V89H74ZM100 88H101V86H100ZM104 88V87H103ZM107 88H111V87H107ZM114 88V87H113ZM139 88V87H138ZM185 88H187V86H185ZM190 87H188V89H189ZM191 88H193V89H195L194 87H191ZM197 88V87H196ZM220 88V87H219ZM221 88V89H222ZM248 88V87H247ZM71 89V90H72ZM102 89V88H101ZM119 89H123V88H119ZM118 89V90H119ZM124 89H127L126 87H124ZM140 89V88H139ZM150 89V88H149ZM158 89H161V88H158ZM202 89V88H201ZM225 89V88H224ZM223 89V90H224ZM92 89H90L89 91H91ZM96 90H97V86H96ZM100 90V89H99ZM99 90H97L98 92H99V95H101V93H100V91ZM105 90H106V88H105ZM109 90V89H108ZM146 90V89H145ZM145 90H144V92H145ZM150 90H152V89H150ZM154 90V89H153ZM155 90H157V89H155ZM61 91H63V92H61ZM107 91V90H106ZM110 91V90H109ZM109 91H107V92H109ZM114 91V90H113ZM127 91V90H126ZM161 91H163V90H161ZM160 91V92H161ZM186 91V90H185ZM192 91V90H191ZM73 92V91H72ZM128 92V91H127ZM130 92V91H129ZM188 92H189V90H188ZM193 92H194V90H193ZM193 92H192V96H193ZM197 92H199V91H197ZM218 92V91H217ZM221 92V91H220ZM88 93V94H87ZM93 93V95H95L94 94V92H92ZM95 93H97V92H95ZM103 93H105V92H103ZM103 93H102V95H103ZM111 93V92H110ZM151 93V92H150ZM156 93H158V92H154V94H156ZM189 93H191V92H189ZM202 93V92H201ZM260 93H262V90H261V92ZM70 94H73V93H70ZM129 94V93H128ZM140 94V93H139ZM144 94V93H143ZM146 94H148V93H146ZM153 94V95H154ZM182 94H184L183 92H182ZM218 94H220V93H218ZM217 94V95H218ZM221 94H222V92H221ZM254 94V93H253ZM263 94V93H262ZM69 94H67V96H68ZM74 95V94H73ZM73 95H71V96H73ZM92 95V94H91ZM97 95H98V93H97ZM141 95V94H140ZM139 95V96H140ZM152 95V94H151ZM186 95V94H185ZM195 95V94H194ZM213 95H215L216 96V94H213ZM212 95V96H213ZM244 95V94H243ZM242 95V96H243ZM107 96V95H106ZM142 96V95H141ZM140 96V97H141ZM155 96V95H154ZM184 96V95H183ZM182 96V97H183ZM220 96V95H219ZM240 97L239 96V98H243V97ZM73 97H75V96H73ZM94 97V96H93ZM99 97V96H98ZM101 97V96H100ZM98 98V99H102V97L101 98ZM105 97V96H104ZM132 97V96H131ZM147 98L146 97V95L145 96H142V99H143V101H144V99L145 98ZM179 97H181L180 95H179ZM185 97V96H184ZM208 97V96H207ZM67 98H69V97H67ZM66 97H65V99H67ZM106 98V97H105ZM123 98V97H122ZM188 98H191V97H188ZM212 98H214V96L212 97ZM219 98V97H218ZM238 98V99H239ZM246 98H248V97H246ZM260 98H261V96H260ZM64 99V100H65ZM69 99H71V98H69ZM73 99H76V97L75 98H72L71 100H72V102H73V104H75L74 102H76V101H73ZM90 99V98H89ZM97 99V98H96ZM95 99V100H96ZM124 99V98H123ZM122 99V100H123ZM150 99V98H149ZM243 99H245V98H243ZM48 100V99H47ZM61 100V99H60ZM68 100V99H67ZM94 100V99H93ZM104 100V99H103ZM121 100V99H120ZM127 100V99H126ZM125 100V101H126ZM148 100V99H147ZM153 101H155V99H152ZM185 100H187V99H184V101ZM210 100H211V98H210ZM233 100V99H232ZM235 100V99H234ZM55 101V100H54ZM85 101H87V100H85ZM90 101V100H89ZM88 101V103H86V104H88L89 105V103L92 101H90L89 102ZM96 101H98V100H96ZM177 101H178V99H177ZM180 101V100H179ZM182 101V100H181ZM184 101H183V103H184ZM212 101V100H211ZM246 101H247V99H246ZM249 101V100H248ZM255 101V100H254ZM50 102V101H49ZM48 102V103H49ZM56 102V101H55ZM68 102V101H67ZM79 101H77L76 103H78ZM93 102V101H92ZM91 102V103H92ZM95 102V101H94ZM121 102H123V101H121ZM128 102V101H127ZM144 102H146V101H144ZM144 102H142V103H144ZM150 102V101H149ZM149 102H147L148 104H149ZM206 102V101H205ZM208 102V101H207ZM256 102V101H255ZM59 104H57V106L56 107H54V106H52L53 108H56L57 109V111H60V113L58 114V115H54V117L56 118V116H58L57 118L59 119L60 117V115H63V113L61 112V110H63V112H64V108L66 109V106H68V107H70L69 105H67V104H65L66 102H58ZM83 103V102H82ZM81 103V104H82ZM91 103H90V105H91ZM125 102H123L122 104H124ZM139 103V102H138ZM138 103H135L136 105H138ZM153 103V102H152ZM45 104H46V102H45ZM53 104V103H52ZM63 104V105H62ZM68 104H71V102L69 103L68 102ZM118 104V103H117ZM120 104V103H119ZM125 104H127V103H125ZM140 104V106L142 105L141 104V102L139 103ZM147 104V105H148ZM178 104V103H177ZM179 104H181L182 105V103H179ZM255 104V103H254ZM94 105H95V103H94ZM146 105V103H144V106ZM176 105V104H175ZM72 106V105H71ZM74 106V105H73ZM78 106V105H77ZM76 106V107H77ZM93 106V105H92ZM123 106V105H122ZM143 106V105H142ZM143 106V107H144ZM152 107L150 104L148 105V109H150L151 110V108L150 107ZM176 106H180V105H176ZM196 106V105H195ZM85 107H87L88 108V106H85ZM84 106H83V108H85ZM90 107V109H91V106H89ZM101 107V106H100ZM116 107H118V106H116ZM134 107V106H133ZM138 106H136V108H137ZM143 107H141L140 109L139 108H137L138 110H136V111H139V110H144L145 109V107H144V109H143ZM175 107V106H174ZM181 107V106H180ZM184 107V106H183ZM203 107H205V106H203ZM50 108V107H49ZM74 108H75V106H74ZM77 108H79V107H77ZM76 108V109H77ZM80 108H82V106L80 105ZM86 108V109H87ZM154 108V107H153ZM186 108V107H185ZM12 109H14V110H16V111H14V110H12ZM74 110V111H80V109H78V110ZM89 109V108H88ZM146 109H147V106H146ZM147 109V110H148ZM173 109V108H172ZM180 108H177V109H175V110H179ZM101 110H102V108H101ZM120 110V109H119ZM130 110H132V108L130 109ZM135 110V109H134ZM182 110H183V108H182ZM201 110H202V108H201ZM3 111V110H2ZM1 111V112H2ZM9 111V112H10ZM67 111V110H66ZM65 111V112H66ZM70 111V110H69ZM68 111V112H69ZM82 111H84V110H82ZM81 111V112H82ZM95 111V110H94ZM133 111V110H132ZM132 111H131V113H132ZM146 111V110H145ZM1 112H0V114H1ZM45 112V111H44ZM67 112V113H68ZM73 111H71V113H72ZM99 112V111H98ZM147 112H149V111H147ZM170 112H172L171 110H170ZM174 113H175V111H173ZM202 112H203V110H202ZM15 113V114H16ZM43 113V112H42ZM41 113V114H42ZM62 113V114H61ZM78 113H80V112H78ZM103 113V112H102ZM130 113V114H131ZM139 113V112H138ZM141 113V112H140ZM177 113H178V111H177ZM176 113V114H177ZM199 113V112H198ZM14 114V113H13ZM41 114L39 115V117L41 116ZM45 114L46 113H43L42 114V117L44 118V117H46L47 118V115L45 116ZM53 114V113H52ZM75 114H76V112H75ZM87 114V113H86ZM129 114V116H131L128 120L130 121V119L131 120H135V117L136 116H134L133 118L134 119H132V115L133 114H136V112H134V113H132L131 115ZM142 114H144V113H142ZM200 114V113H199ZM222 115H223V113H221ZM2 115V117L4 116L3 114H1ZM9 115H11V114H9ZM38 115V114H37ZM72 115H74V114H71V116ZM92 115H93V112H92ZM91 115V116H92ZM126 115H127V112H126ZM175 115V114H174ZM173 115V116H174ZM201 115V117H202V114H200ZM20 117H21V115H19ZM51 116V118H53V116L52 115H50ZM64 117H65V113H64V115H63ZM63 116H62V119H63ZM70 116V115H69ZM76 116V115H75ZM109 116H110V114H109ZM113 116V115H112ZM128 116V115H127ZM126 116V117H127ZM128 116V117H129ZM137 116H139V114L137 115ZM147 116V115H146ZM146 116H144V117H146ZM170 116H172V115H169V118H170ZM172 116V117H173ZM195 116V115H194ZM199 116V115H198ZM7 117V116H6ZM6 117H3V119L4 118H6ZM15 117H17V116H15ZM34 117V116H33ZM42 117H40V119L42 118ZM49 117V116H48ZM80 117H81V115H80ZM127 117V118H128ZM140 117V116H139ZM159 117V116H158ZM180 117V116H179ZM196 117V116H195ZM0 118H1V116H0ZM37 118V117H36ZM66 118H67V116H66ZM65 118V119H66ZM76 118H79V115H78V117H76ZM92 118V117H91ZM102 118H104V117H102ZM106 118V117H105ZM114 118V117H113ZM112 118V119H113ZM123 118V117H122ZM126 118V119H127ZM142 118V117H141ZM148 118V117H147ZM175 118V117H174ZM182 118V117H181ZM34 119V118H33ZM39 118H38V120L36 121V120H33L34 122L36 121V123L40 120ZM57 119V120H58ZM62 119H60V120H62ZM67 119H69V118H67ZM66 119V120H67ZM75 119V118H74ZM74 119H71V120H74ZM111 119V118H110ZM111 119V120H112ZM125 119V120H126ZM137 120H138V118H136ZM143 119V118H142ZM168 119V118H167ZM197 119H199V118H197ZM25 120V119H24ZM28 120V119H27ZM44 120V122H48V121H45V119H43ZM51 120V119H50ZM53 121H56V119H52ZM77 119H75L74 121H76ZM80 120V119H79ZM93 120V119H92ZM102 120V119H101ZM100 120V121H101ZM107 120V119H106ZM114 120V119H113ZM168 120H170V119H168ZM191 120V119H190ZM206 120V119H205ZM15 121V120H14ZM20 121V120H19ZM68 121V120H67ZM66 121V122H67ZM119 121V120H118ZM121 121V120H120ZM119 121V122H120ZM136 121V120H135ZM142 121V120H141ZM140 121V123H142ZM171 121H175V120H171ZM7 122V121H6ZM40 122V121H39ZM43 122V121H42ZM42 122H40V123H42ZM58 123L57 124H59V121H57ZM64 122V121H63ZM62 122V123H63ZM65 122V124H62V125H59L60 127L62 126V128H63V126H65L67 123ZM72 122V121H71ZM98 122V121H97ZM112 122V121H111ZM126 122H128V121H126ZM131 122V121H130ZM134 122V121H133ZM133 122L131 123L132 125H133ZM136 122H138V121H136ZM136 122H134L135 124H139V122L138 123H136ZM144 122V121H143ZM162 122V121H161ZM176 122V121H175ZM175 122H172V124H174ZM186 122V121H185ZM184 122V123H185ZM195 122H197V121H195ZM223 122V121H222ZM221 122V123H222ZM237 122V121H236ZM236 122H235V124H236ZM0 123H2V122H0ZM30 123V122H29ZM32 123V122H31ZM35 123V124H36ZM45 123V124H46ZM50 123H51V121H50ZM68 123H69V121H68ZM106 123H108V122H106ZM121 123H123V120H122V122H120V124H119V126H123ZM170 123V122H169ZM218 123V122H217ZM220 123V122H219ZM220 123V124H221ZM238 123H240V122H238ZM7 124V123H6ZM39 124V123H38ZM45 124H43V125H45ZM48 124H49V122H48ZM47 124V127L49 126ZM53 124H55V122L53 123ZM93 124V123H92ZM98 124V123H97ZM111 124V123H110ZM134 124V125H135ZM168 124V123H167ZM194 124V123H193ZM18 125V124H17ZM28 125V124H27ZM41 125V124H40ZM43 125H41V126H43ZM52 125V123L50 124V126ZM68 125H70V124H68ZM84 125V124H83ZM109 125V124H108ZM115 125V124H114ZM126 125H127V123H126ZM166 125V124H165ZM177 125V124H176ZM196 125V124H195ZM195 125H194V127H195ZM217 125H219V124H217ZM223 125H225L224 123H223ZM237 125V124H236ZM235 125V126H236ZM10 126V125H9ZM31 126H36V125H34V123H33V125L31 124ZM40 126V127H41ZM50 126H49V128H50ZM58 126V127H59ZM93 126V125H92ZM111 126V125H110ZM112 126H113V124H112ZM119 126H115V127H119ZM124 126H125V123H124ZM136 126V125H135ZM139 126V125H138ZM137 126V127H138ZM162 126V125H161ZM169 126V125H168ZM171 126V125H170ZM169 126V127H170ZM214 126V125H213ZM234 126V125H233ZM8 127V126H7ZM24 127H25V124H24ZM23 127V128H24ZM52 127V126H51ZM82 127V126H81ZM93 127H97V126H93ZM105 127V126H104ZM134 127V126H133ZM132 127V128H133ZM168 127V128H169ZM173 127H175V126H173ZM2 128V127H1ZM15 128V127H14ZM22 128V129H23ZM33 128V127H32ZM46 128V125H45V127H44V129ZM55 127H53V129H54ZM110 128V127H109ZM108 128V130L110 131V130H112L113 129V127H112V129H109ZM120 128V127H119ZM123 128V127H122ZM125 128V127H124ZM127 128V127H126ZM152 128V127H151ZM162 128V127H161ZM164 128H166V126H164ZM168 128H166V129H168ZM191 128V127H190ZM189 128V131H191V129ZM17 129V128H16ZM15 129V130H16ZM25 129V128H24ZM23 129V130H24ZM28 129H29V127L27 128V131H28ZM31 129V128H30ZM29 129V130H30ZM34 129V128H33ZM38 129V128H37ZM37 129H34L35 131L37 130ZM41 129H43V127H41ZM42 130V132L44 133V131L45 130ZM48 129V128H47ZM46 129V130H47ZM57 129V128H56ZM74 129V128H73ZM103 129V128H102ZM121 129V128H120ZM129 129V128H128ZM128 129H126V130H128ZM134 130L136 129V127H134L133 128ZM132 129V130H133ZM195 129V128H194ZM20 130V129H19ZM22 130V131H23ZM32 131V129L30 130V132L29 133H31L32 134V132H33V137H34V135L36 134V132L38 131ZM51 130V129H50ZM61 130L62 129H60V131L59 132H61ZM107 130V129H106ZM105 130V131H106ZM133 130V131H134ZM137 130V129H136ZM135 130V131H136ZM196 130H197V128H196ZM3 131H5V130H3ZM7 131H8V129H7ZM17 131V130H16ZM26 131V130H25ZM32 131V132H31ZM47 131H49V130H47ZM93 131H95V130H93ZM114 131H115V129H114ZM120 131V130H119ZM130 131V130H129ZM128 131V132H129ZM143 131V130H142ZM164 131H166V130H164ZM180 131V130H179ZM6 132V131H5ZM15 132V131H14ZM20 132V131H19ZM18 132V133H19ZM34 132H35V134H34ZM41 132V131H40ZM98 132H100V131H98ZM106 132H108V131H106ZM112 132L113 131H111V134H112ZM117 132V134H116V136L118 135V130L117 131H115V132H113V134H115ZM123 132V131H122ZM167 132V131H166ZM165 132V133H166ZM194 132V131H193ZM13 133V132H12ZM23 133V132H22ZM28 133V134H29ZM38 134H40L39 133V131L37 132ZM43 133H41V134H43ZM48 133L49 132H46V135L48 136ZM54 133V132H53ZM72 133V132H71ZM104 133L105 132H103V135H104ZM109 133V132H108ZM108 133H106V134H108ZM120 133H121V131H120ZM124 133V132H123ZM122 133V136L124 135ZM132 132L130 131L129 132V134H131ZM161 133H163L164 134V132L163 131H161ZM31 134H29V135H31ZM37 134V136H40V135H38ZM45 134V133H44ZM43 134V135H44ZM56 134H58V133H56ZM61 134V133H60ZM88 134V133H87ZM100 134V133H99ZM128 134V135H129ZM134 134V133H133ZM132 134V135H133ZM156 134V133H155ZM159 134V136H160V133H158ZM171 134V133H170ZM189 134V133H188ZM191 134V133H190ZM3 135V134H2ZM21 135V134H20ZM20 135H18V136H20ZM28 135V136H29ZM102 135V134H101ZM127 135V134H126ZM128 135H127V137H128ZM134 135H136V134H134ZM205 135V134H204ZM10 136H11V134H10ZM9 136V137H10ZM16 136V135H15ZM14 136V137H15ZM23 136H25V137H28L26 134L25 135H23ZM22 136V137H23ZM36 135H35V137H37ZM55 136V135H54ZM67 136V135H66ZM96 136V135H95ZM164 136V135H163ZM178 136V135H177ZM185 136V135H184ZM187 136V135H186ZM189 136V135H188ZM192 136V135H191ZM3 137H5V136H3ZM8 137V138H9ZM13 137V136H12ZM14 137H13V139H14ZM21 137V136H20ZM53 137V136H52ZM72 137V136H71ZM70 137V138H71ZM106 137V136H105ZM129 137H131V135L129 136ZM183 137V136H182ZM181 137V138H182ZM193 137V136H192ZM191 137V138H192ZM15 138H17V137H15ZM30 138V137H29ZM31 138H32V136H31ZM30 138V139H31ZM107 138V137H106ZM109 138H111V137H109ZM120 138V134H119V137H118V139ZM132 138V137H131ZM130 138V139H131ZM161 138H163V137H161ZM190 138V137H189ZM196 138H197V136H196ZM12 139V138H11ZM12 139V140H13ZM25 139V141H26V139L27 138H24ZM33 139V138H32ZM34 139H36V138H34ZM45 139H46V136H45ZM47 139H52V138H47ZM46 139V140H47ZM67 139V138H66ZM87 139H88V137H87ZM93 139V138H92ZM108 139V138H107ZM112 139V138H111ZM117 139V140H118ZM122 139H127L126 137H124V138H122ZM154 139V138H153ZM158 139V138H157ZM166 139V138H165ZM165 139H163L164 141H165ZM186 139H187V137H186ZM195 139V138H194ZM7 140V139H6ZM6 140H5V142H6ZM22 140H23V138H22ZM53 140V139H52ZM56 140V139H55ZM61 140V139H60ZM67 140H69V139H67ZM91 140V139H90ZM90 140H88V142H85V143H87L86 145H85V147L86 146H88L89 145V141ZM94 140H96V138H94ZM115 140V139H114ZM116 140V141H117ZM123 140V141H124ZM134 140V139H133ZM161 140V139H160ZM168 141H169V139H167ZM171 140V139H170ZM173 140V139H172ZM175 140V139H174ZM180 140H183V139H180ZM189 140V139H188ZM188 140H186V141H188ZM9 141H10V138H9ZM17 141H18V143L20 144H25V143H23V142H21V139L20 138H18L17 139ZM24 141V142H25ZM44 141V140H43ZM57 141H59V140H57ZM65 141V140H64ZM70 141V140H69ZM156 141V140H155ZM159 141V140H158ZM163 141V142H164ZM185 141V142H186ZM195 141V140H194ZM8 142V141H7ZM13 142H15V141H12V142H10V144L11 143H13ZM27 142V141H26ZM46 142V141H45ZM63 142V141H62ZM91 142H94L93 140L92 141H90V143ZM110 142V141H109ZM112 142L114 143V141L112 140ZM118 142H119V140H118ZM122 142V141H121ZM126 142H128V141H126ZM161 143H162V140L160 141ZM166 142V141H165ZM179 142H181V141H179ZM178 142V143H179ZM184 142V141H183ZM189 142V141H188ZM196 142V141H195ZM17 143V142H16ZM17 143V144H18ZM60 143H61V141H60ZM116 143V142H115ZM120 143V142H119ZM123 143V142H122ZM129 143H130V141H129ZM129 143H125V144H129ZM150 143V142H149ZM176 143V142H175ZM191 143H193V142H191ZM7 144H9V143H7ZM15 144V143H14ZM20 144V145H21ZM42 144V143H41ZM44 144V143H43ZM108 144H110V143H108ZM125 144H123V145H125ZM132 144V143H131ZM146 144V143H145ZM165 143H163V145H164ZM168 144H170V143H168L167 142V145ZM181 144H182V142H181ZM194 144V143H193ZM3 145V144H2ZM13 144H11L10 146H12ZM26 145V144H25ZM27 145H28V142H27ZM68 145V144H67ZM114 145V144H113ZM120 145V144H119ZM133 145V144H132ZM158 145V144H157ZM166 145V144H165ZM179 145V144H178ZM1 146V145H0ZM9 146V147H10ZM15 146H16V144H15ZM14 146V149L12 150V151H15V153L17 152L16 150H15V147ZM24 146V145H23ZM22 146V147H23ZM110 146H111V144H110ZM116 146H118V145H116ZM121 146H122V144H121ZM127 146V145H126ZM142 146V145H141ZM146 146V145H145ZM150 146V145H149ZM160 146V145H159ZM169 146V145H168ZM168 146H166L165 148H167ZM173 146V145H172ZM172 146H171V148H172ZM198 146V145H197ZM4 147V146H3ZM6 147H8V145L6 146ZM19 146L17 145V148L16 149H19L18 148ZM54 147V146H53ZM61 147H62V145H61ZM65 147V146H64ZM71 147V146H70ZM83 147V146H82ZM84 147V148H85ZM104 147H106V146H104ZM114 147H115V145H114ZM147 147V146H146ZM163 147V146H162ZM187 147V146H186ZM12 148H13V146H12ZM28 148V147H27ZM46 148H48V147H45V149ZM56 148V147H55ZM63 148V147H62ZM62 148H60V149H62ZM118 148H120V146L118 147ZM118 148H117V150H118ZM122 148H123V146H122ZM143 148H145V147H143ZM142 148V149H143ZM152 148H153V146H152ZM159 148V147H158ZM160 148H161V146H160ZM159 148V149H160ZM175 147H173V149H174ZM177 148H179V147H177ZM7 149L8 148H6L5 150H6V152H8L7 151ZM11 149V148H10ZM9 149V150H10ZM39 149V148H38ZM64 149V148H63ZM73 149V148H72ZM79 149V148H78ZM78 149H77V151H78ZM81 149V148H80ZM104 149V148H103ZM110 149V148H109ZM114 149V148H113ZM127 149V148H126ZM142 149H140V151L142 150ZM147 149V148H146ZM164 149V148H163ZM169 149H170V147H169ZM191 149V148H190ZM1 150H3V149H1ZM21 150V149H20ZM27 150V149H26ZM29 150V149H28ZM35 150H36V148H35ZM41 149H39L38 151H40ZM58 150V149H57ZM82 150H83V148H82ZM105 150V149H104ZM103 150V151H104ZM108 150V148L106 149V151ZM116 150V151H117ZM139 150V149H138ZM138 150H137V153H138ZM148 150V149H147ZM166 151H167V149H165ZM187 151L189 150V149H186ZM4 151V150H3ZM33 151V152H32ZM32 151H27V152H25V153H22L21 155L20 154H18V156L14 159V160H12L14 157H12V162H11V160H10V162H8V163H6L7 165L6 166H4L3 168H1L2 169V171L0 172V176H3V180L6 182L4 185H1L0 186V188L1 189H3L4 190V192L5 191H7V192H5L6 194L8 193V192H12L13 191V194H15L14 193V190H16L17 188H19V190H20V187L21 186H24V187H22L23 188V190H27V189H29L28 190V192L30 191L31 192V188H29V187H32V181L33 180H30L29 179V177L28 176H23V174L24 173H26L27 171H29L30 169H32V168H35L37 165H43V161L41 160V153L39 154L38 152H36V151H34V150H32ZM55 151H56V149H55ZM114 151H115V149H114ZM131 151V150H130ZM144 151H145V149L143 150V152L141 153L142 155L144 154ZM150 151V150H149ZM157 151V150H156ZM155 151V152H156ZM163 150H161L160 152H162ZM168 151H170V150H168ZM168 151L167 152H165V153H167L168 154ZM2 152V151H1ZM24 152V151H23ZM50 152V151H49ZM54 152V151H53ZM52 152V153H53ZM82 151L80 150L79 151V154L81 153ZM123 152V151H122ZM158 152V151H157ZM156 152V153H157ZM164 152V151H163ZM174 152V151H173ZM190 151H188V153H189ZM14 153V152H13ZM18 153V152H17ZM21 153V152H20ZM58 153V152H57ZM101 153V152H100ZM99 153V154H100ZM104 153V152H103ZM106 153V152H105ZM105 153H104V155H105ZM115 153V152H114ZM165 153H163V154H165ZM5 154V153H4ZM9 153H7V155H8ZM48 154H51V152L50 153H48ZM56 154V153H55ZM73 154V153H72ZM75 154H77V153H75ZM74 154V155H75ZM111 154V153H110ZM141 154H139V155H141ZM148 155H149V153H147ZM161 154V153H160ZM0 155H1V153H0ZM9 155H11V154H9ZM8 155V156H9ZM15 155H17V154H14L13 156H15ZM20 155V156H19ZM44 155H45V153H44ZM108 155V154H107ZM137 155V154H136ZM135 155V156H136ZM7 156V157H8ZM42 156H43V154H42ZM47 156V155H46ZM52 156V155H51ZM73 156V155H72ZM103 156V155H102ZM109 156H111V155H109ZM109 156H107V157H109ZM113 156V155H112ZM116 156V155H115ZM143 156H145V155H143ZM157 156V155H156ZM168 156H170V154L168 155ZM0 157H3L2 159H5V156H0ZM10 157V156H9ZM48 157H49V155H48ZM58 157V156H57ZM75 157V156H74ZM105 157V156H104ZM104 157H102V158H104ZM142 157V156H141ZM154 156H152V158H153ZM159 157V156H158ZM167 157V156H166ZM46 158V157H45ZM68 158V157H67ZM73 158V157H72ZM110 158L111 157H109V160H110ZM116 158V157H115ZM138 158H140V156H138ZM143 158V157H142ZM1 159V158H0ZM43 159H44V157H43ZM69 159V158H68ZM100 159V158H99ZM104 159H106V157L104 158ZM104 159H102V160H104ZM112 159V158H111ZM114 159V158H113ZM136 159V158H135ZM145 159H148L147 161H148V164L150 163V165H152V163L150 162V161H152L153 159H151L150 158V160H149V158H146V156H145ZM155 160H156V158H154ZM167 159V158H166ZM171 159V158H170ZM7 160V159H6ZM70 160V159H69ZM108 160V159H107ZM106 160V161H107ZM126 160H128L127 158H126ZM139 160V159H138ZM141 160V159H140ZM169 160V159H168ZM212 160V159H211ZM105 161V160H104ZM106 161H105V163H106ZM110 161H112V160H110ZM118 161V160H117ZM125 161V160H124ZM134 161V160H133ZM133 161L131 162V161H129L130 162V164L132 165L133 164ZM147 161H146V163H147ZM165 160L163 159L162 160V162H164ZM4 162H6V161H4ZM3 162V163H4ZM101 162V161H100ZM103 162V161H102ZM127 162V161H126ZM126 162H124V163H126ZM128 162V163H129ZM135 162V164L137 163L136 161H134ZM166 162H167V160H166ZM0 163H2V161H0ZM99 163V162H98ZM108 163H109V161H108ZM123 163V164H124ZM49 164V163H48ZM95 164H97V163H95ZM94 164V165H95ZM110 164V163H109ZM109 164H107V165H109ZM211 164V163H210ZM103 165H105L104 163L102 164V167H103ZM117 165V164H116ZM130 165V167H132ZM141 165V164H140ZM162 165V164H161ZM163 165H164V163H163ZM209 165V164H208ZM91 166V165H90ZM89 166V167H90ZM97 167H98V165H96ZM96 166H93L94 168L96 167ZM100 166V165H99ZM126 166V165H125ZM129 166V165H128ZM127 166V167H128ZM139 166V165H138ZM137 165H135V167L137 168L138 167ZM153 166V165H152ZM151 166V167H152ZM159 167H160V165H158ZM174 166V165H173ZM181 166V165H180ZM44 167V166H43ZM92 167V166H91ZM112 167H113V165H112ZM117 167V166H116ZM119 167L120 166H118V169H116V170H118V172H119ZM122 167H123V165H122ZM127 167H124L125 169L127 168ZM146 167V166H145ZM159 167H157V168H159ZM162 167V166H161ZM207 167V166H206ZM106 169H107V167H105ZM105 168L103 167V170H105ZM144 168V167H143ZM148 168H149V166H148ZM156 168V169H157ZM101 169V168H100ZM133 169H135L134 167H133ZM133 169H131V171L133 170ZM147 169V168H146ZM145 169V170H146ZM151 169V168H150ZM150 169H148L147 171L149 172L148 173V175H150L151 174V172L149 171ZM115 170V169H114ZM115 170V171H116ZM139 170H140V168H139ZM144 170V172H146ZM152 170V169H151ZM163 170V169H162ZM39 171H41V170H39ZM87 171L89 172V170L87 169ZM90 171H91V169H90ZM102 171V170H101ZM101 171H100V173H101ZM107 171V170H106ZM108 171H109V169H108ZM111 171V170H110ZM109 171V172H110ZM113 171V170H112ZM127 172H128V170H126ZM159 171V170H158ZM160 171H161V169H160ZM159 171V172H160ZM201 171V170H200ZM86 172V171H85ZM123 172L124 173H126L125 172V170L123 169ZM134 172V171H133ZM133 172H131V175L133 174ZM135 174L137 175L138 174V170L136 171L135 170ZM87 173V172H86ZM95 173H96V171L94 172V175H95ZM106 173V172H105ZM115 173V172H114ZM158 173V172H157ZM202 172H200V174H201ZM29 174V173H28ZM33 174L34 175H37V173L36 172H33ZM33 174H32V176H33ZM81 174V173H80ZM79 174V175H80ZM92 174V173H91ZM111 174H113V172H111L110 174H108V176L109 175H111ZM118 175L120 174V173H117ZM122 174V173H121ZM135 174H134V176H131V178L130 179H132V177L134 178L135 177ZM139 174H142V169H141V173H139ZM147 174V173H146ZM189 174V173H188ZM25 175V174H24ZM38 175H40V174H38ZM76 175H77V173H76ZM75 175V176H76ZM78 175V176H79ZM117 175V176H118ZM127 175V181H129L128 180V174H126ZM30 176H31V174H30ZM31 176V177H32ZM82 176V175H81ZM90 176V175H89ZM92 176V175H91ZM114 176H116V175H114ZM124 176V175H123ZM122 176V177H123ZM154 176V175H153ZM165 176H166V174H165ZM196 176H198V175H196ZM28 177V178H27ZM30 177V178H31ZM34 177H37V176H34ZM64 178H60V179H65L66 177L65 176H63ZM109 177H111V176H109ZM130 177V176H129ZM156 177H159V175L158 176H156ZM192 177V176H191ZM38 178H43V177H37V179ZM85 178L87 179V177L85 176ZM118 178H119V176H118ZM117 178V179H118ZM149 178H150V176H149ZM148 178V179H149ZM152 178V177H151ZM150 178V179H151ZM171 178H172V176H171ZM193 178V177H192ZM32 179V178H31ZM36 178L34 179V182H36V180H37ZM70 179V178H69ZM98 179H100V176L98 177ZM102 179V178H101ZM111 179H114V178H112L111 177ZM136 179V178H135ZM138 179V178H137ZM149 179V180H150ZM155 180H156V178H154ZM154 179H153V181H154ZM162 179V178H161ZM166 179V178H165ZM180 179V178H179ZM191 179V178H190ZM190 179H187V180H190ZM194 179V178H193ZM42 180V179H41ZM66 180H68V179H66ZM66 180H65V182H66ZM106 180V179H105ZM105 180H103V181H105ZM121 180H124V179H122L121 178ZM173 179H171V181H172ZM183 180H185V179H183ZM186 180V181H187ZM38 181V180H37ZM40 181V180H39ZM64 181V180H63ZM69 181V180H68ZM86 181V180H85ZM87 181H89V179L87 180ZM93 181V180H92ZM91 181V182H92ZM100 181H102V180H100ZM109 181H113L114 183L117 181H114V180H109ZM132 181V180H131ZM152 181V180H151ZM150 181V184L152 185V182ZM160 181V180H159ZM158 181V183L160 184V182ZM34 182H33V184H34ZM74 182H77L76 180H70V184H69V186H72L73 184H75L76 185V183H74ZM95 182V181H94ZM98 183H99V181H97ZM106 182H107V180H106ZM119 182V181H118ZM121 182V181H120ZM126 181H124V183H125ZM149 182V181H148ZM155 182V181H154ZM164 182H165V180H164ZM37 183V182H36ZM41 183V182H40ZM64 183V182H63ZM101 183H103V182H101ZM110 183V182H109ZM123 183V182H122ZM121 183V185H123ZM169 183V182H168ZM171 183V182H170ZM172 183H173V181H172ZM172 183H171V185H172ZM175 183V182H174ZM179 183V182H178ZM45 184V183H44ZM44 184H42V186L44 185ZM60 184V183H59ZM97 184V183H96ZM95 184V185H96ZM106 184V183H105ZM104 184V185H105ZM150 184L148 185L149 187H150ZM162 184V183H161ZM177 184V183H176ZM179 184H181V183H179ZM183 184H184V182H183ZM182 184V185H183ZM31 185V186H30ZM36 185H38V183L36 184ZM46 185V184H45ZM54 185V184H53ZM91 185V184H90ZM95 185H94V187H95ZM100 185V184H99ZM106 185H108V184H106ZM112 185V184H111ZM165 185V184H164ZM164 185H162V186H164ZM178 185V184H177ZM18 186H20V187H18ZM27 186H29V187H27ZM35 186V185H34ZM39 186V185H38ZM59 186V185H58ZM117 186H119V185H117ZM147 186V187H148ZM161 186V187H162ZM165 186H167L168 187V185H165ZM173 186V185H172ZM25 187H27V188H25ZM37 187V186H36ZM45 187V186H44ZM44 187H42V188H44ZM56 185L53 187L52 186V188H51V186L49 187L48 185H47V187H45V191H43V193H39V191L40 190H42V189H39V187H37L39 190H38V192L36 193V191L34 190V191H32L31 193L33 194V192L34 193H36V196L35 197H37V198H40V199H43V200H45V199H47V200H45V201H47L48 202V206H50V204L49 203H53V201H58V202H61L60 201V199H61V196H62V190L63 189H60V187L59 188H57L56 189ZM77 187V186H76ZM91 187H93V186H91ZM112 187V186H111ZM110 187V188H111ZM139 187V186H138ZM146 187V188H147ZM160 187V188H161ZM174 187V186H173ZM177 187V189L180 191V189L182 188H178V186H176ZM258 187H259V185H258ZM16 188V189H15ZM41 188V187H40ZM77 188H79V187H77ZM96 188H97V186H96ZM100 188H105V186L103 187H100ZM108 188V187H107ZM109 188V189H110ZM118 188V187H117ZM116 188V189H117ZM169 188V187H168ZM74 189V188H73ZM106 189V188H105ZM150 189V188H149ZM183 189V188H182ZM181 189V191H183ZM258 189V188H257ZM257 189L255 188V192L254 193H256V194H260V193H258V192H256L257 191ZM18 190V189H17ZM18 190V191H19ZM70 190V189H69ZM75 190V189H74ZM91 190V189H90ZM95 190V189H94ZM97 190H99V189H97ZM97 190H95V192L97 191ZM101 190H103V189H101ZM147 190V189H146ZM159 190V189H158ZM161 190V189H160ZM67 191V190H66ZM65 191V192H66ZM89 191V190H88ZM104 191V190H103ZM130 192H132V190H129ZM134 191H136V190H133V192ZM139 191V190H138ZM144 191L145 190H140L139 192L141 193H144ZM148 191V190H147ZM147 191H145L146 193H147ZM162 191V190H161ZM174 191V190H173ZM177 191V190H176ZM181 191L179 192V193H181ZM2 192V191H1ZM0 192V194H2ZM27 192V193H28ZM42 192V191H41ZM78 192V191H77ZM101 192V191H100ZM110 192H111V190H110ZM132 192V193H133ZM150 192V191H149ZM157 192V191H156ZM165 192H166V194H167V192L168 191H166L165 190ZM252 192V191H251ZM26 193V194H27ZM38 193H39V195H41V196H39L38 195ZM89 193V192H88ZM94 193V192H93ZM98 193V192H97ZM129 193V192H128ZM138 194V195H141L142 196V194ZM152 193H153V190H152ZM163 193V192H162ZM174 193V192H173ZM177 193V192H176ZM183 193V192H182ZM263 193V192H262ZM9 194V193H8ZM7 194V196H9ZM22 194H24L25 196H26V194H25V191H24V193L22 192L20 195H22ZM69 194V193H68ZM67 194V195H68ZM72 194V193H71ZM82 194V193H81ZM92 194V193H91ZM107 194V193H106ZM127 194V193H126ZM169 194V193H168ZM184 194V193H183ZM12 195V194H11ZM16 195V194H15ZM20 195H16V196H18V198L19 197H21L22 198V196H24V195H22V196H20ZM38 195V196H37ZM85 194H82V196L81 197H83ZM103 195H104V193H103ZM129 195V194H128ZM132 195L133 194H131V197H132ZM156 195V194H155ZM163 195V194H162ZM185 195V194H184ZM2 196V195H1ZM24 196V197H25ZM27 196H29L30 197V195H28L27 194ZM64 196V195H63ZM85 196H87V195H85ZM89 196V195H88ZM91 196V195H90ZM89 196V197H90ZM120 196V195H119ZM127 196V195H126ZM125 196V197H126ZM134 196V195H133ZM137 196V195H136ZM166 196V195H165ZM175 196V195H174ZM262 196H264V194H262ZM13 197V196H12ZM32 197V196H31ZM66 198H67V196H65ZM64 197V198H65ZM71 196L69 195V197L67 198V199H69ZM88 197V198H89ZM123 197H124V195H123ZM125 197H124V199H125ZM129 197H130V195H129ZM131 197H130V199H129V201L131 200ZM154 197V196H153ZM169 197V196H168ZM170 197H171V195H170ZM172 197H173V195H172ZM180 197V196H179ZM179 197L178 196H176V198H177V200L179 199ZM10 198V197H9ZM17 198V199H18ZM33 198V197H32ZM31 198V199H32ZM76 198V197H75ZM80 198V197H79ZM109 198H111V197H109ZM118 198V197H117ZM117 198H116V200H117ZM181 198V197H180ZM8 199V198H7ZM11 199V198H10ZM13 199H15V198H13ZM12 199V200H13ZM27 199H28V197H26V198H23V200L21 201L22 202V204L21 205H23V203H26L27 204ZM40 199H38L39 201H41ZM78 199V198H77ZM84 199V198H83ZM121 199V202H122V200H124V199H122V198H120ZM132 199H134V197L132 198ZM138 199L139 198H137V200H134V203L133 204H135V202L137 201L138 202ZM141 199V198H140ZM139 199V200H140ZM146 199H148V198H146ZM155 199H156V197H155ZM4 200V199H3ZM2 200V201H3ZM6 200V199H5ZM29 200V199H28ZM38 200L37 199H35V201H34V203L37 201V204H38ZM42 200V201H43ZM126 200V199H125ZM124 200V201H125ZM141 200H143V198L141 199ZM150 200V199H149ZM11 201V200H10ZM14 201H18V200H14ZM41 201V202H42ZM80 201V200H79ZM124 201H123V203H124ZM127 201V200H126ZM147 201V203H148V200H146ZM153 201H156V200H153ZM153 201L151 202V204H153ZM163 201V200H162ZM5 202H8V201H5ZM19 202V201H18ZM20 202V203H21ZM29 202H32L31 200H29ZM58 202H56V203H58ZM64 203L66 202V201H63ZM106 202L108 203V200H106ZM121 202H119V203H121ZM133 202V201H132ZM131 202V203H132ZM142 202V201H141ZM144 202V201H143ZM150 202V201H149ZM166 203H168L167 201H165ZM164 202V203H165ZM43 203V202H42ZM41 203V204H42ZM55 203V204H56ZM63 203V204H64ZM104 203H105V201H104ZM103 203V204H104ZM106 203V204H107ZM126 203V202H125ZM130 203V204H131ZM154 203H156V202H154ZM163 203V204H164ZM9 204H11V203H9ZM13 204V203H12ZM17 204V203H16ZM19 204V203H18ZM40 204V205H41ZM54 204V205H55ZM59 204V203H58ZM66 204V203H65ZM64 204V205H65ZM76 204V203H75ZM116 204V203H115ZM137 204V203H136ZM138 204H140V203H138ZM169 204H170V202H169ZM7 205V204H6ZM21 205H19V206H21ZM30 205V204H29ZM44 205H46L45 203H44ZM53 205V206H54ZM60 205V204H59ZM73 205H74V203H73ZM73 205H70V206H73ZM116 205H118V204H116ZM129 205V204H128ZM144 205V204H143ZM26 206V205H25ZM47 206V205H46ZM52 205L50 206V207H53ZM58 206V205H57ZM57 206L55 205V207L54 208H57ZM65 206H68L67 204L65 205ZM100 206H101V204H100ZM103 206H105V205H103ZM108 206V205H107ZM119 206V205H118ZM125 206V205H124ZM130 206V205H129ZM145 206H147V205H145ZM149 206V205H148ZM147 206V207H148ZM9 207V206H8ZM22 207V206H21ZM40 207H42V206H40ZM48 208V211H50L49 209H51V211H52V208ZM60 207V206H59ZM106 207V206H105ZM104 207V208H105ZM112 207H113V204H112ZM127 207V206H126ZM133 207H134V205H133ZM138 207H139V205H138ZM141 207V206H140ZM161 207H162V205H161ZM16 208V207H15ZM19 208V207H18ZM28 208H30V206L28 207ZM27 208V209H28ZM32 208V207H31ZM43 208V207H42ZM61 208V207H60ZM60 208H58L59 210H60ZM63 208V207H62ZM73 208V207H72ZM110 208V207H109ZM130 208V207H129ZM157 208H158V206H157ZM157 208H156V210H157ZM22 209V208H21ZM26 209V208H25ZM35 209V208H34ZM39 209H41V208H39ZM39 209H38V211H39ZM64 209H66V208H64ZM64 209H62V213H63V211H65ZM67 209H68V207H67ZM99 209H101V208H98V210ZM107 209V207L105 208V210ZM116 209V208H115ZM135 209V208H134ZM162 209V208H161ZM14 211H15V209H13ZM18 209H16V211H17ZM23 210H24V207H23ZM42 210V209H41ZM44 210H46V207L43 209V211ZM55 210V209H54ZM58 210V211H59ZM72 210V209H71ZM131 210H133L132 208H131ZM139 210H141V209H138V210H135L136 212H138ZM155 210V211H156ZM3 211H4V209L2 210V213H3ZM8 211H10V209L8 210ZM13 211V212H14ZM15 211V212H16ZM28 211V210H27ZM27 211H25V212H27ZM37 211V210H36ZM50 211V212H51ZM100 211V210H99ZM102 211V210H101ZM111 211V210H110ZM126 211H127V209H126ZM126 211H124V212H126ZM128 211H129V209H128ZM143 211V210H142ZM145 211V210H144ZM150 211V210H149ZM153 211V210H152ZM158 211V210H157ZM19 212H20V210H19ZM24 212V211H23ZM30 212V211H29ZM46 213H42V214H40V212L39 213H36L35 215H33L34 216V218L35 219H37V220H42V219H46V218H48V215H49V218H50V212H47V211H45ZM105 212V211H104ZM123 212V213H124ZM141 212V211H140ZM148 212V211H147ZM151 212V211H150ZM10 213H12V212H10ZM18 213V212H17ZM16 213V214H17ZM21 213H22V210H21ZM32 213V212H31ZM52 213V212H51ZM106 213V212H105ZM104 213V214H105ZM122 213V212H121ZM154 213V212H153ZM158 213V212H157ZM160 213V212H159ZM253 213V212H252ZM5 214V213H4ZM15 214V215H16ZM65 214V213H64ZM96 214V213H95ZM94 214V215H95ZM101 214H102V212H101ZM126 214V213H125ZM155 214V213H154ZM12 215H13V213H12ZM39 215H41V216H39ZM44 215V216H43ZM60 215H61V213H59V212H54L53 214H52V218H54V219H56L55 221H54V223H52L51 225L53 226V228L54 229H57V228H59V227H61L62 225H63V228H64V226L67 224L66 222V224L64 225V223H61V221H60V219H61V217H60ZM119 215H122V214H119ZM163 215V214H162ZM42 216H43V218H42ZM45 216H46V218H45ZM93 216V215H92ZM99 216H101L100 215V212H99ZM98 216V217H99ZM108 216H110V215H108ZM113 216V215H112ZM129 216H131V215H129ZM145 215L143 214V213H140V214H138V218L139 219H142L143 217H144ZM151 216H152V214H151ZM14 217V216H13ZM63 217V216H62ZM95 218H96V216H94ZM97 217V218H98ZM102 217V216H101ZM116 217V216H115ZM133 216H131V218H132ZM94 218V219H95ZM107 218V217H106ZM105 218V219H106ZM109 218V217H108ZM107 218V219H108ZM111 218H113V217H111ZM120 218V217H119ZM129 218V217H128ZM128 218H126V219H128ZM155 218H156V216H155ZM157 218H159V214H158V216H157ZM156 218V219H157ZM53 219V220H54ZM103 220H104V217L102 218ZM114 219H116V218H114ZM133 219H135V218H133ZM133 219H131L132 221H134ZM64 220V219H63ZM67 220V219H66ZM65 220V221H66ZM99 220V219H98ZM98 220H96V221H98ZM101 220V219H100ZM128 220H130V218L128 219ZM148 220V219H147ZM157 220H159V219H157ZM247 220V219H246ZM96 221H94V222H96ZM109 221H110V219H109ZM108 221V222H109ZM139 221V220H138ZM46 222V221H45ZM63 222V221H62ZM93 222V223H94ZM135 222V221H134ZM141 222V221H140ZM243 222H245L246 224L248 223L247 221H243ZM250 222V221H249ZM70 223V222H69ZM68 223V224H69ZM129 223V222H128ZM136 223V222H135ZM251 223V222H250ZM250 223H249V225H250ZM43 224H46V223H43ZM62 224V225H61ZM131 224H132V222H131ZM134 224V223H133ZM132 224V225H133ZM61 225V226H60ZM69 226H72V224L71 225H66V227L68 228ZM91 226H92V223H91ZM91 226H89V227H91ZM130 226V225H129ZM128 227V226H127ZM126 227V228H127ZM88 228V227H87ZM129 228V227H128ZM131 228H132V226H131ZM131 228H130V230H131ZM59 229H62V228H59ZM137 229V228H136ZM140 229V228H139ZM63 230V229H62ZM65 230H66V228H65ZM81 230V229H80ZM85 230H87V229H85ZM92 230V229H91ZM239 230V229H238ZM64 231V230H63ZM62 231V233L61 234H63V235H66L65 233H66V231H64L63 232ZM90 231V230H89ZM125 231V230H124ZM79 232V231H78ZM78 232H77V234H78ZM136 232L138 233V231L136 230ZM242 232V231H241ZM57 233V232H56ZM87 234V231L86 232H82V234ZM134 233L135 232H133V235H134ZM145 233V232H144ZM60 234V235H61ZM71 235H72V232L70 233ZM77 234L75 235L76 237H77ZM125 234H126V232H125ZM129 234V233H128ZM136 234V233H135ZM242 234V233H241ZM68 235V234H67ZM129 235H131L132 236V233H130ZM70 235H68V237H69ZM74 236V235H73ZM72 236V237H73ZM74 236V237H75ZM81 236V233L78 235V237H80ZM245 236V235H244ZM135 238H137V235H136V237ZM139 238V237H138ZM137 238V239H138ZM239 239H241V238H239ZM139 240V239H138ZM122 241H124V240H122ZM126 241V240H125ZM132 241V240H131ZM135 241V240H134ZM140 242V241H139ZM131 243V242H130ZM136 243H138L137 241H136ZM139 244H141V243H139ZM3 245V244H2ZM128 245V244H127ZM133 245H135L134 244V242H133ZM138 245V244H137ZM137 247H139V246H137ZM130 248V247H129ZM131 248H132V245H131ZM134 248V247H133ZM132 248V250H134ZM136 248V247H135ZM231 248V247H230ZM228 249V248H227ZM226 249V250H227ZM7 250H8V247H7ZM124 250H125V248H124ZM123 250V251H124ZM128 250V247L126 248V251ZM231 250V249H230ZM229 249H228V251H230ZM232 250H234V249H232ZM9 251V250H8ZM119 251V250H118ZM139 251V250H138ZM135 252V253H139V252ZM11 252V251H10ZM125 252V251H124ZM130 252H132L131 251V249H130ZM133 252V253H134ZM231 252H233V251H231ZM12 253V252H11ZM10 253V254H11ZM80 253V252H79ZM128 253V252H127ZM132 253V254H133ZM81 254V253H80ZM79 254V255H80ZM120 254V253H119ZM122 254H123V252H122ZM129 254V253H128ZM131 254V255H132ZM231 254V253H230ZM233 254V253H232ZM237 254V253H236ZM82 255V254H81ZM81 255L79 256L80 258H81ZM117 255H118V253H117ZM125 255H127L126 254V252H125ZM137 255V254H136ZM84 257H85V255H83ZM129 256V255H128ZM134 256V255H133ZM84 257H83V260L81 259L80 260V262H82V261H84L85 259H84ZM131 257V256H130ZM129 257V258H130ZM105 258V257H104ZM107 258V257H106ZM120 258V257H119ZM128 258V257H127ZM227 258H229V257H227ZM109 259V258H108ZM118 259V258H117ZM122 259V258H121ZM123 259H125V258H123ZM224 259H226V258H224ZM88 260V257H87V259L84 261V262H86ZM91 260V262L92 261H94V260H92V259H89L87 262H89ZM104 260V259H103ZM103 260H102V262H103ZM227 260V259H226ZM106 261V260H105ZM108 261V260H107ZM118 261H120L121 262V260H119L118 259ZM78 262H79V260H78ZM79 262V263H80ZM99 262H100V260H99ZM98 262V263H99ZM116 262V261H115ZM114 262V263H115ZM120 262H118V263H120ZM122 262H123V260H122ZM225 261H223V263H224ZM95 263V262H94ZM94 263H92V264H94ZM96 263H97V261H96ZM95 263V264H96ZM104 263V262H103ZM102 263V264H103ZM107 263V262H106ZM106 263H104V264H106ZM108 263H109V261H108ZM107 263V264H108ZM113 263V262H112ZM113 263V264H114ZM117 263V264H118ZM226 263L227 264H229V262L228 261H226ZM87 264V263H86ZM88 264H91V263H88ZM110 264H111V262H110ZM231 264V263H230Z\"/></svg>", "mask_w": 264, "mask_h": 264}]
</instances>
